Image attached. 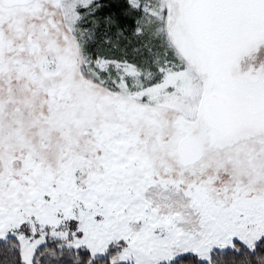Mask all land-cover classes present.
Instances as JSON below:
<instances>
[{"label":"snow or ice","instance_id":"1","mask_svg":"<svg viewBox=\"0 0 264 264\" xmlns=\"http://www.w3.org/2000/svg\"><path fill=\"white\" fill-rule=\"evenodd\" d=\"M0 264H264V0H0Z\"/></svg>","mask_w":264,"mask_h":264}]
</instances>
